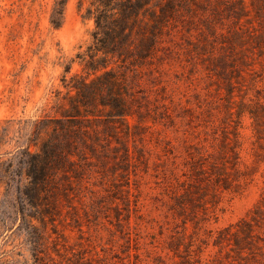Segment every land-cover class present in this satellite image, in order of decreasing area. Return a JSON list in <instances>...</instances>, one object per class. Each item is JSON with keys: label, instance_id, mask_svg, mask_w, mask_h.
<instances>
[{"label": "rangeland", "instance_id": "obj_1", "mask_svg": "<svg viewBox=\"0 0 264 264\" xmlns=\"http://www.w3.org/2000/svg\"><path fill=\"white\" fill-rule=\"evenodd\" d=\"M51 3L0 0V162L44 127V120L34 127L35 120L54 116L64 63L89 41L93 23L82 19L80 0H67L58 29L48 22ZM258 7L264 0H189L168 49L143 71V104L128 116V133L112 124L114 155L90 158L80 198L62 200L50 220L0 180V264H264V140L258 144L248 113L237 114L244 93L248 101L260 90L264 102V54H252L264 30ZM233 34L247 60L237 62L242 77L233 78L230 96L223 80L206 72L199 47L208 51ZM79 68L75 61L72 71ZM234 130L245 174L239 185L219 189L213 204L205 201L210 188L192 192L195 212L170 209L169 184L177 188L185 179L189 153L215 151L223 132L232 137ZM243 220L251 223L247 234Z\"/></svg>", "mask_w": 264, "mask_h": 264}, {"label": "trees", "instance_id": "obj_2", "mask_svg": "<svg viewBox=\"0 0 264 264\" xmlns=\"http://www.w3.org/2000/svg\"><path fill=\"white\" fill-rule=\"evenodd\" d=\"M66 3L67 0H52L48 11L52 29L61 26ZM188 5L189 0H80L82 19L93 23L89 41L75 54L77 59L64 63L60 76L64 91L56 93L54 116L35 120L34 127L42 120L44 127L38 131L34 128V139L28 138V145L7 152L11 156L0 162V180L7 185V191L13 194L14 188L16 197L42 209V216L49 220L62 200L70 202L73 197L80 198L81 171L91 164V157L114 155L115 145L111 142L112 139L118 142V137L112 131V124L120 123L124 127L123 134L128 133V116L138 114L143 104L137 96L143 71L162 58L160 51L168 49L166 42L172 40L176 19ZM258 10L264 13L262 7ZM226 40L219 46L212 45L208 51L201 45L199 49L205 55L200 61L207 73L212 72L218 80H223L228 95L232 96L233 78L239 82L242 77L237 62L245 64L247 54L237 34ZM254 41L256 50L252 49V54H264V30ZM75 61L80 68L72 71ZM245 94L238 102L237 114L248 113L256 140L262 144L264 102L260 100V90L256 99L246 101ZM119 142L123 156L127 157L128 146L121 139ZM239 148L238 131L234 130L232 137L223 132L215 151L199 149L196 155L189 153L185 179L177 188L169 184L175 192L170 209L179 214L187 208L195 212L199 205L192 192L200 194L210 188V199L205 201L213 204L219 189L239 185L245 177L239 168ZM200 206L205 220L209 206ZM243 222L248 228L247 234L251 223ZM217 237L215 243L220 241L219 235Z\"/></svg>", "mask_w": 264, "mask_h": 264}]
</instances>
